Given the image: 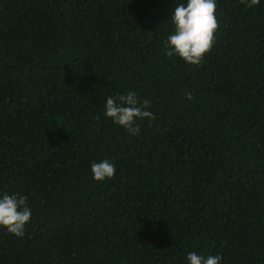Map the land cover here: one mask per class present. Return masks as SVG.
I'll return each mask as SVG.
<instances>
[{"label":"trees","instance_id":"16d2710c","mask_svg":"<svg viewBox=\"0 0 264 264\" xmlns=\"http://www.w3.org/2000/svg\"><path fill=\"white\" fill-rule=\"evenodd\" d=\"M186 2L0 0V196L32 212L0 264H264V0H216L198 66L166 54ZM129 91L137 135L105 116Z\"/></svg>","mask_w":264,"mask_h":264},{"label":"clouds","instance_id":"9594fccd","mask_svg":"<svg viewBox=\"0 0 264 264\" xmlns=\"http://www.w3.org/2000/svg\"><path fill=\"white\" fill-rule=\"evenodd\" d=\"M241 3L252 8L259 5L260 0H241ZM216 9V0H187L175 6L170 18L174 32L166 41L167 56L175 55L186 63L201 65L205 55L212 50L219 29ZM185 95L188 100L193 99L192 93L186 92ZM150 104L147 99L141 102L134 91L110 96L106 101L105 116L137 135L140 131L139 125L134 126L137 119H155L152 112L145 110ZM91 172L96 181L102 182L115 178L116 167L108 160L94 161ZM31 216L26 196L7 192L0 196V227L6 228L9 233L23 237ZM222 259L219 255L204 257L196 251L187 255L189 264H221Z\"/></svg>","mask_w":264,"mask_h":264}]
</instances>
